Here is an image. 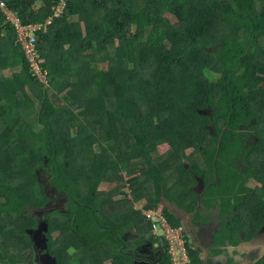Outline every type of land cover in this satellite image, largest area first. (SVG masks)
<instances>
[{
	"label": "trees",
	"instance_id": "1",
	"mask_svg": "<svg viewBox=\"0 0 264 264\" xmlns=\"http://www.w3.org/2000/svg\"><path fill=\"white\" fill-rule=\"evenodd\" d=\"M4 1L41 26L47 83L0 10V264H34L51 190L69 202L45 214L52 264H131L133 203L195 211L199 179L247 243L264 234V0H69L50 25L60 0Z\"/></svg>",
	"mask_w": 264,
	"mask_h": 264
},
{
	"label": "crops",
	"instance_id": "2",
	"mask_svg": "<svg viewBox=\"0 0 264 264\" xmlns=\"http://www.w3.org/2000/svg\"><path fill=\"white\" fill-rule=\"evenodd\" d=\"M1 1L5 4V9L0 8V10L3 12L6 20L8 21V16L5 15V11H10V13L15 15V18H17V15L13 12V10L9 8L6 1ZM125 179H127V175L125 176ZM104 187L106 188L104 192L108 193L114 190L115 184L107 183ZM204 193L202 194L201 198H198L199 205L195 211H191L190 209V211L187 212L179 208L177 205L171 203L173 206H177L183 212L190 215L195 226V228L193 229L195 240H193L188 230H185V235L188 238V243L190 244L191 242V244H193L194 246L197 245V247H195V252H191L190 264H205L206 260L208 261V264H236V261H234L232 257V253L230 255L226 251L227 249H230L229 247L236 248L239 246V248H241L242 242L241 240H239L238 242H235L233 244L228 242V245H220V243H223V237L217 238V233H219V235L221 234L224 227L223 224H227V222L229 221V217L227 215H223V213L221 212L219 205V202H221L220 200L218 201L217 206L215 208L209 207V205L211 204L208 202L202 204L201 199ZM124 194H128L129 197H131V191L128 189L125 190ZM161 198L163 200H166L163 193ZM115 199L116 197L113 198L114 203L116 202ZM166 202L168 201L166 200ZM146 205L147 202L145 200L134 202L133 210L140 212L143 219L148 223L141 225L137 224L138 227H149L151 233L150 235H138L135 229V225H130L132 231L129 230L128 232L124 233L123 236H121V239L125 242V249L127 250L126 255L130 256L129 261L131 262V264H171L169 248L165 241L164 232L160 234H153L154 228L160 226L161 224V222H159L160 219L158 215L164 214V208L166 206H163L162 201L157 208L146 209ZM114 208L115 207L110 209L113 210ZM165 209L168 210L170 214L174 217V219L179 222L180 226L178 227L183 226L182 220H180L175 214H172L170 208L166 207ZM217 210L220 211V213H218ZM214 216L217 218L216 221L213 220L214 222L207 223L208 220L212 219V217ZM165 220L168 222L171 228H176L172 227L174 223L167 220L166 216ZM123 227L127 228L128 226ZM215 239H217L219 243H216ZM209 244H212L215 247L223 246L225 248H215L214 251H212L213 248ZM245 255V260L254 261L255 264H257L260 260L258 258L253 259L250 257V255H253L252 251L249 254Z\"/></svg>",
	"mask_w": 264,
	"mask_h": 264
},
{
	"label": "rangeland",
	"instance_id": "3",
	"mask_svg": "<svg viewBox=\"0 0 264 264\" xmlns=\"http://www.w3.org/2000/svg\"><path fill=\"white\" fill-rule=\"evenodd\" d=\"M12 22H13L14 25H16L17 28H19V27L22 26L20 20H12ZM21 38H22V35L20 33V40H19L18 47L19 48H22L23 50H25V52H27L28 55L26 54V58L31 63L32 74H35V72L38 71V70H41V68H39L34 63V60L31 59L33 57L32 56V53H31L30 50H28L29 47H27V45H25L23 43V41L21 40ZM30 115H32V111H29L27 113V116H30ZM212 130H213V128H212ZM168 151H169V147L166 146V145L165 146H161V147L158 148V152L160 153V155H163V154L167 153ZM186 166H188L187 163L185 164V167ZM49 180H50V178H46V181H49ZM197 185H198V182H197ZM105 189L106 188L104 186H100L97 194H102V192ZM197 189H195V190H197ZM204 191H205V186L202 187L198 191L199 198H201V196L204 193ZM54 196H60V195H58L56 192H54V191L51 190L50 191L51 203H50L48 209L46 208V211H44V212L43 211H40V212L38 211V212H34L33 213L34 216L39 220V223H40L39 229L37 231H34L32 233L33 239L35 241V243H34L35 244V251L37 250V247L38 246H40L42 248L45 247V242H44V234H45V214L47 212H49L50 210H54V209H60V210H63L64 211L67 208L68 204H69L68 198L65 195H62L60 197H55V199H54ZM129 198H131V197H129ZM103 200L106 202L108 200V197H104ZM123 200H124V196H122L120 198V204L123 202ZM162 204H163V206L169 207L168 206L169 202L167 204V202L165 200H162ZM91 206H95V205H91ZM107 211H108V209H107ZM122 211L124 212V208H123ZM125 211L127 212L128 217L130 219H132L133 218V215H134V211L132 209H130V208H127V207H125ZM97 214L99 216L101 214V212H97ZM77 215L78 214H75L74 217L76 216V218L78 220H81V217L80 216H77ZM230 220H231L230 224H227V228L228 229H227V231H225V233L223 235V243L230 242L231 244H233L237 240H241L242 239V237H243L242 231L244 230V226L241 223H239L240 220H238L237 218L234 219V216L230 217ZM144 223H147L144 219L140 221V225L141 224H144ZM138 233L141 234V235H150L149 227H146L144 229L140 227V230H138ZM36 240H37V242H36ZM254 243H255L256 247L253 248L252 250H250V252L252 251L253 254L255 255L253 259H255V258L261 259L262 258V255L264 254V251H263L264 250V236L261 237V236L258 235V237L254 240ZM40 247L38 248L37 253H35L34 264H52V262H53L52 259L49 258L48 256L44 255L43 252L41 251V248ZM47 258H48V260L50 262L47 260ZM119 264H127V263L126 262H121Z\"/></svg>",
	"mask_w": 264,
	"mask_h": 264
},
{
	"label": "built area",
	"instance_id": "4",
	"mask_svg": "<svg viewBox=\"0 0 264 264\" xmlns=\"http://www.w3.org/2000/svg\"><path fill=\"white\" fill-rule=\"evenodd\" d=\"M69 0H60L58 6L54 10V17L47 21V24L50 25L55 19L60 18L63 12L66 9L67 3ZM0 8L5 9V4L0 0ZM5 15L8 16V22H10L16 29L18 34V43L20 40V33L22 35L21 40L27 47L28 50L32 53V60L34 63L41 68L40 60L35 49L36 39L35 32L41 29L40 25H28L21 26L19 28L13 24L12 20H19L15 18V15L10 13V11H5ZM20 30V31H19ZM23 50V49H22ZM25 52V50H23ZM27 52H25L26 56ZM28 55V54H27ZM31 67V63H30ZM32 69V68H31ZM35 75L42 82L47 83L46 74L41 70L35 72ZM151 216V215H150ZM159 222H161L160 226L154 228V234H160L164 232L165 240L167 241V245L169 247V255H170V263L171 264H190L189 252L186 244V238L184 234V230L182 228H171L168 222L161 216L158 215Z\"/></svg>",
	"mask_w": 264,
	"mask_h": 264
},
{
	"label": "flooded vegetation",
	"instance_id": "5",
	"mask_svg": "<svg viewBox=\"0 0 264 264\" xmlns=\"http://www.w3.org/2000/svg\"><path fill=\"white\" fill-rule=\"evenodd\" d=\"M202 187H204V183L202 182V179H199L198 180V185L196 186V188L195 189H197V190H195L196 191V193H197V195H198V191L202 188ZM198 198H199V196H198ZM216 210V209H215ZM215 210H213V211H215ZM216 217L214 216V217H212V219H210V220H208V222L207 223H211V222H214V221H216ZM214 220V221H213ZM207 223H205V224H207ZM222 223V222H221ZM196 225V224H195ZM224 225V227H223V230H222V232H221V234L219 235V233H217V238L218 237H223V235H224V233H225V231H227V224H223ZM223 225H221V226H223ZM198 231V230H197ZM259 236H264V235H259ZM258 237V236H257ZM256 237V238H257ZM255 238V239H256ZM254 239V240H255ZM253 240V241H254ZM239 241V240H238ZM215 242L216 243H219L218 241H217V239H215ZM241 242H242V246H241V248H244L243 246H244V244L245 243H247L246 241H245V238H244V236L242 237V239H241ZM252 242V241H251ZM250 243V242H249ZM213 249H212V251H214V249L215 248H225V247H223V246H218V247H215V246H213L212 244H209ZM220 245H228V243H220ZM263 245V244H262ZM195 247H197V245H193V244H191V242H190V244H189V249H190V251H189V253H190V256H191V252L192 253H194L195 252ZM230 249H227V251L226 252H228V254H230L231 255V253H232V257H233V259H234V261H236V264H243V262L239 259V257H238V255L239 254H249L250 253V251L249 252H245L244 251V249H240L239 248V246L238 247H236V248H234V247H229ZM209 249H210V247H209ZM264 251V250H263ZM234 255V256H233ZM254 254L253 255H250V257L251 258H254ZM244 260L246 259V255H242L241 256ZM250 263H254V261H249ZM255 264V263H254Z\"/></svg>",
	"mask_w": 264,
	"mask_h": 264
},
{
	"label": "water",
	"instance_id": "6",
	"mask_svg": "<svg viewBox=\"0 0 264 264\" xmlns=\"http://www.w3.org/2000/svg\"><path fill=\"white\" fill-rule=\"evenodd\" d=\"M166 201V200H165ZM168 204V202H167ZM170 208L172 214H175L180 220H182L183 223V228L185 230H188V232L190 233V235L192 236L193 240H195V235L193 234V229L195 228L194 223L192 221V218L190 215L186 214L185 212H183L181 209H179L177 206H173L172 204H168ZM218 211V210H217ZM218 213H220V211H218ZM256 245L254 243V241L250 242V243H245L244 244V248H240V249H244L245 252H249L250 250H252L253 248H255ZM245 255L244 254H239L238 257L239 259L243 262V264H252L247 260H244L241 256ZM205 264H208V261H205Z\"/></svg>",
	"mask_w": 264,
	"mask_h": 264
},
{
	"label": "clouds",
	"instance_id": "7",
	"mask_svg": "<svg viewBox=\"0 0 264 264\" xmlns=\"http://www.w3.org/2000/svg\"><path fill=\"white\" fill-rule=\"evenodd\" d=\"M165 207V206H164ZM166 208V207H165ZM161 215L164 219H165V215L164 214H159ZM176 228H182L184 230V234H185V229L183 228V226L181 227H176ZM153 234H154V231H153ZM185 238H186V244H187V248H188V252L190 251L189 249V243H188V238L186 237L185 235ZM166 241V240H165ZM166 244H167V241H166ZM169 248V247H168ZM189 258H190V263H191V257H190V253H189Z\"/></svg>",
	"mask_w": 264,
	"mask_h": 264
}]
</instances>
